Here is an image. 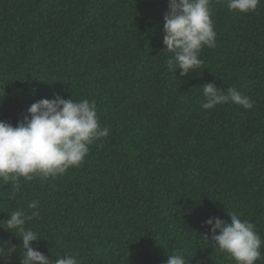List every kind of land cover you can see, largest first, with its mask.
I'll return each mask as SVG.
<instances>
[{"label": "trees", "instance_id": "obj_1", "mask_svg": "<svg viewBox=\"0 0 264 264\" xmlns=\"http://www.w3.org/2000/svg\"><path fill=\"white\" fill-rule=\"evenodd\" d=\"M168 0H0V121L36 101H95L108 137L55 178L0 181V221L16 211L40 237L32 247L79 264H236L204 222L236 213L264 241V0L251 13L211 0L216 47L180 77L163 45ZM235 87L252 109L204 110L203 84ZM207 234L208 240L204 237ZM216 234H219L217 231ZM13 245L17 251L8 256ZM0 264H20L22 241L0 228ZM262 258L255 264H264Z\"/></svg>", "mask_w": 264, "mask_h": 264}, {"label": "clouds", "instance_id": "obj_2", "mask_svg": "<svg viewBox=\"0 0 264 264\" xmlns=\"http://www.w3.org/2000/svg\"><path fill=\"white\" fill-rule=\"evenodd\" d=\"M211 0H168L164 14L163 45L171 53L166 61L168 70L180 77L197 70L204 63L199 58L204 47L215 48L217 33L210 11ZM230 11L251 13L261 0H223ZM203 86L204 110L217 105L233 103L244 109H252L254 102L235 87L226 91L213 83ZM110 129L99 123L95 101L88 99H64L58 93L52 99L43 98L27 109L23 120L13 126L0 121V181L11 184L12 196L20 191V179L32 181L38 177L55 178L70 168L79 167L87 157L90 146L108 137ZM31 215L16 210L0 228L14 233L24 249L20 264H79L76 256L65 254L64 258L52 260L32 242H38L36 232L26 227L28 221L39 216V202L28 204ZM231 223L219 217H210L204 224L209 227L213 246L227 253L236 264H255L262 258V241L254 225L242 220L236 213L229 214ZM219 231V234H216ZM207 240V234L204 236ZM4 248H0L2 251ZM13 245L7 249L8 256L16 252ZM2 257V256H0ZM166 264H188L180 252L168 256Z\"/></svg>", "mask_w": 264, "mask_h": 264}]
</instances>
